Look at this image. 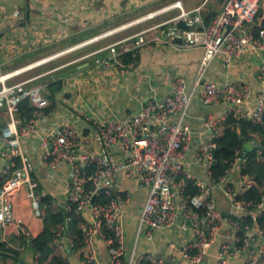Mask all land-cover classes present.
Instances as JSON below:
<instances>
[{
	"label": "built area",
	"instance_id": "built-area-1",
	"mask_svg": "<svg viewBox=\"0 0 264 264\" xmlns=\"http://www.w3.org/2000/svg\"><path fill=\"white\" fill-rule=\"evenodd\" d=\"M263 5L264 0H224L209 21L198 7L194 10L180 7V13L169 20L166 28L150 38H145L141 32L131 49L147 42H174L177 38L182 39L183 45L202 47L203 55L191 88L187 78L177 74L171 81L169 94L153 95L132 115L99 122L100 148L88 145L83 127L70 122H61L41 136L43 161L51 167L70 166L65 208L70 211L75 204L78 214L86 217L79 224L82 246L71 247V253L80 264H102L97 256V239L106 244L109 264H184L171 253L156 251L138 255L133 251L128 260L125 258L124 216L133 193L122 188L123 178L134 179L140 187L148 189L138 215V233L172 227L188 230L190 235L180 246L182 257L188 261L186 264L203 262L219 236L216 264H235L231 259L240 251L245 252L243 264H264V230L249 224L242 228L239 219L233 217L240 218L246 212L260 210L264 198L257 202L237 199L239 190L228 186L224 191L234 211L224 215L213 194V185L231 174L235 164L241 162L240 150L235 151L218 180L212 175L223 122L229 114L262 121L264 92L257 93L249 110L246 107L252 94L249 84L218 82L205 76L211 60L217 55L228 63L244 52L259 53L264 49V19L257 20ZM14 15L20 16V11L15 10ZM111 53L118 52L112 47ZM3 77L0 75V107H6L8 120L0 126V139L10 149L0 150L4 157L2 173L7 174L0 185V222L9 223L15 217L13 196L23 185L27 187L34 214L42 216L45 210L37 190L38 183L32 176L34 164L23 151L22 139L35 131V122L49 104V98L42 85L26 86V80L7 84ZM258 77L264 79V60ZM196 92L205 104L223 103L227 109L221 114L204 115L203 128L199 130L186 120ZM23 97H28L34 106V116L27 125L20 126L21 119L16 112ZM204 132L208 137L192 149L193 134ZM192 162L203 166L211 184L194 177L193 171L188 169ZM245 175L240 189L256 182L252 175ZM192 179L198 187L193 193L188 189ZM16 226L18 234L32 237L22 219L16 220ZM0 264H6L1 256ZM31 264L45 263L32 254Z\"/></svg>",
	"mask_w": 264,
	"mask_h": 264
},
{
	"label": "crops",
	"instance_id": "crops-1",
	"mask_svg": "<svg viewBox=\"0 0 264 264\" xmlns=\"http://www.w3.org/2000/svg\"><path fill=\"white\" fill-rule=\"evenodd\" d=\"M223 2L224 0H0V75H4V82L12 84L26 80L25 84L29 85L43 77L62 78V90L56 95L54 107L47 113L42 111V115L35 122V131L22 139L23 151L34 164L32 176L42 194L52 197V209L57 210L67 202L70 166L60 164L51 167L43 161L41 136L61 122H70L83 127L88 145L100 148L97 127L99 122L127 117L138 112L153 95L162 97L169 94L171 81L177 74L185 76L191 88L203 55L202 47L186 46L182 41L147 42L133 48L135 60L129 63L121 61L119 52L125 48L131 49L141 32L145 38H150L166 28L169 20L180 13V7L185 10L198 7L204 19L209 21ZM15 10L20 11V16L14 15ZM263 19L264 5L260 7L257 15L258 21ZM109 22L115 23L114 26L103 29ZM94 29L100 31L92 37L78 40L77 37L81 34ZM112 47L116 48L118 53H111ZM263 60L264 49L259 53L244 52L228 63L217 55L211 60L205 76L218 82L249 84L252 94L246 107L250 110L257 93L264 92V79L258 77ZM7 65H14L15 68L4 72L2 67ZM73 66H77L75 71L60 76L62 71ZM1 86L0 81V88ZM48 105H51L50 100ZM226 110L223 103L205 104L196 92L186 120L192 128L199 130L203 128L204 115L221 114ZM243 119L252 121L248 117ZM4 121L6 122L4 119L0 122V126L5 124ZM252 122L261 124L264 128V119ZM235 129H240V126L236 125ZM249 133L248 141L239 149L241 162L235 164L231 174L213 185L217 205L225 215L234 211L225 188L232 186L240 193L246 189H240V181L246 177V173L241 174L240 166L247 151L256 148L257 160L260 162L264 159V147L261 145L264 135L254 130H249ZM207 137V132L194 133L191 148H195ZM246 143L250 144L247 150ZM1 149L9 150L10 146L0 139ZM190 157L192 158V155ZM3 163L4 157L0 153V185L7 177V174L2 173ZM188 169L193 171L196 179L212 183L202 165L192 162ZM121 186L133 193L124 216L125 258L128 260L133 251L136 255L156 251L171 253L184 264L188 263L180 252L182 241L190 235L188 230L179 231L177 227L153 229L150 232H139L143 233L140 236L137 230L135 236L138 215L148 189L140 187L130 178H123ZM259 189L264 192V179L260 181ZM13 201L17 219H22L32 237L38 235L44 227L43 216L33 213L25 185L15 192ZM263 208L264 206L259 209ZM79 216L86 218L84 215ZM16 228L14 221L0 222V240L20 251L22 260H18L16 264H31L32 253L24 242L30 238L18 234ZM66 229V225L60 227L52 241L54 254L58 257V261L53 264H80L79 259L71 253V247L82 246V235L80 232H70ZM220 238L221 236L211 246L204 261L197 264H216ZM96 250L100 262L109 264L110 255L105 242L97 239ZM4 260L6 264H12L14 261L11 257ZM244 260L243 251L231 259L235 264H243Z\"/></svg>",
	"mask_w": 264,
	"mask_h": 264
},
{
	"label": "trees",
	"instance_id": "trees-1",
	"mask_svg": "<svg viewBox=\"0 0 264 264\" xmlns=\"http://www.w3.org/2000/svg\"><path fill=\"white\" fill-rule=\"evenodd\" d=\"M117 22V21H113ZM109 22L104 25L103 29L110 28L114 26L115 23ZM102 29V30H103ZM98 29L81 34L78 38L79 41L83 39L92 37L97 34ZM78 41V42H79ZM134 49L131 50H122L119 52V58L123 63H129L134 59L133 57ZM15 68L14 65H7L2 67L4 72H7ZM56 77L57 74L55 75ZM42 82L44 93L51 101V105H47L42 109L43 112L47 113L54 107L56 103V95L62 90V78L58 77L57 79H45L44 77L26 84V86H31ZM0 113H2V118L8 120V113L6 107H0ZM17 116L21 119V125L27 124L29 120L34 116V106L31 105L28 97H23L18 103V111L16 112ZM4 116V117H3ZM3 119L0 120L2 123ZM264 119V115H263ZM253 121V120H252ZM250 120L242 118H236L233 114H229L224 122L222 128V133L217 138V148L215 150V163L213 164V178L218 180V178L224 174L225 167L233 159L235 151L241 149L245 145V142L248 141L250 137L249 130L259 131L264 135V128L261 124H254ZM5 122V121H4ZM6 123V122H5ZM239 125L240 129H235V126ZM231 126H234L233 128ZM262 147H264V137L261 142ZM242 152V150H241ZM264 154V151L262 152ZM245 159V161H244ZM243 159L241 167V174L252 175L255 179V183L249 187H246L241 193L238 192L237 199H252L253 201H260L264 198V192L260 191L259 184L262 179H264V159L259 162L256 157V148L247 151L245 158ZM18 164V162H17ZM188 189L190 192H196L198 187L195 184V180L189 181ZM38 192L41 194L40 200L41 204L45 206V212L43 213L44 227L43 230L36 236H33L29 240H24L26 247L30 249L32 254L38 255L42 262L45 264H53V262L58 261V257L54 254L52 241L54 239L56 231L60 227L66 225L67 229L70 232H80L79 224L81 217L78 215L75 204L72 205L71 210L68 211L65 208V205L58 207L57 210L52 209V197L48 194H42L40 188L37 186ZM32 207V204H31ZM33 209V207H32ZM14 211V205H13ZM34 213V211H33ZM15 216V213H14ZM37 216V215H36ZM242 224V228L246 224L257 225L260 229L264 230V208L261 210H253L252 212H246L242 216L237 217ZM17 217H14V222H16ZM11 221V222H13ZM10 223V222H9ZM82 244V243H81ZM80 244V246H81ZM0 256L7 259L9 257L13 258L14 261L12 264H16L18 260H22V255L20 251L12 246H9L6 241L0 240Z\"/></svg>",
	"mask_w": 264,
	"mask_h": 264
},
{
	"label": "water",
	"instance_id": "water-1",
	"mask_svg": "<svg viewBox=\"0 0 264 264\" xmlns=\"http://www.w3.org/2000/svg\"><path fill=\"white\" fill-rule=\"evenodd\" d=\"M26 18L28 19V11H27V9H26ZM176 41H177V42H181L182 39H181V38H177ZM76 69H77V66H73V67H70V68H68V69H65L64 71H62V72L60 73V76H64V75H66V74H68V73H71V72L75 71ZM248 148H250V144H249V143H246V150H247ZM224 215H225V213H224Z\"/></svg>",
	"mask_w": 264,
	"mask_h": 264
},
{
	"label": "rangeland",
	"instance_id": "rangeland-1",
	"mask_svg": "<svg viewBox=\"0 0 264 264\" xmlns=\"http://www.w3.org/2000/svg\"><path fill=\"white\" fill-rule=\"evenodd\" d=\"M38 85V84H37ZM39 85H41V84H39ZM43 86V85H42ZM137 230H138V224L135 226V236H137ZM141 234H143V233H141ZM140 233L138 234L139 236L141 235Z\"/></svg>",
	"mask_w": 264,
	"mask_h": 264
}]
</instances>
